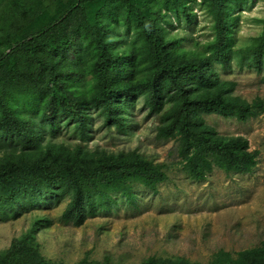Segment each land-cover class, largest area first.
I'll return each instance as SVG.
<instances>
[{"label":"trees","instance_id":"obj_1","mask_svg":"<svg viewBox=\"0 0 264 264\" xmlns=\"http://www.w3.org/2000/svg\"><path fill=\"white\" fill-rule=\"evenodd\" d=\"M259 0H0V220L32 212L30 226L0 250V264H99L84 256L67 263L46 258L38 231L52 220L38 214L65 198L61 218L81 226L115 202L134 203V186L153 192L167 164L136 149L88 148L100 118L126 133L140 100L155 117V138L172 140L183 172L203 180L214 167L249 173L257 150L242 135H224L208 114L237 121L262 116L264 98L234 93L218 70L252 69L264 83V15L258 34L238 44V12ZM264 2V0H262ZM211 19V36L195 48L169 29ZM61 131L76 137L57 140ZM138 264H205L151 255ZM206 264H264V241L231 253L219 249Z\"/></svg>","mask_w":264,"mask_h":264},{"label":"rangeland","instance_id":"obj_2","mask_svg":"<svg viewBox=\"0 0 264 264\" xmlns=\"http://www.w3.org/2000/svg\"><path fill=\"white\" fill-rule=\"evenodd\" d=\"M196 20L174 23L172 34L185 37L181 46L195 48L211 36V19L204 8L194 6ZM235 26L237 43L248 42L261 29L257 19L264 15V2L245 5L239 10ZM223 78L235 82L234 93L252 100L264 98L261 75L252 69L218 68ZM132 122L126 133L94 121L88 148L109 151L136 149L154 161L167 164V178L158 183L157 191L134 186V203L117 200L96 216L88 217L81 226L65 223L61 218L65 198L49 200L38 214L47 215L52 224L40 228L41 253L49 259L67 263L88 256L99 264H138L144 258L182 256L191 261L208 263L219 249L236 251L264 241V118L246 121L225 118L212 113L206 122L224 135H242L249 149L257 150V163L249 173L226 174L214 167L203 180H191L178 161L172 140L155 138L156 119L148 115L138 100L130 114ZM57 140L70 143L76 137L61 131ZM34 214L0 220V250L9 246L31 223Z\"/></svg>","mask_w":264,"mask_h":264}]
</instances>
